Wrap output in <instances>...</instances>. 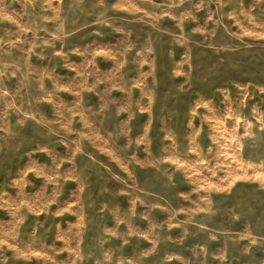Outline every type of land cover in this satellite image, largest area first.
<instances>
[{
    "label": "rangeland",
    "instance_id": "rangeland-1",
    "mask_svg": "<svg viewBox=\"0 0 264 264\" xmlns=\"http://www.w3.org/2000/svg\"><path fill=\"white\" fill-rule=\"evenodd\" d=\"M0 264H264V0H0Z\"/></svg>",
    "mask_w": 264,
    "mask_h": 264
}]
</instances>
